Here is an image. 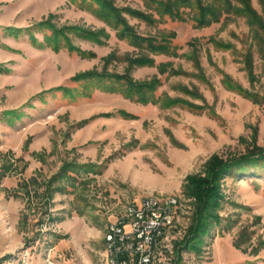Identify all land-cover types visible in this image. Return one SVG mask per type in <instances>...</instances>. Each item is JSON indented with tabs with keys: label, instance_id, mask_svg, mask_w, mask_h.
Wrapping results in <instances>:
<instances>
[{
	"label": "rangeland",
	"instance_id": "1",
	"mask_svg": "<svg viewBox=\"0 0 264 264\" xmlns=\"http://www.w3.org/2000/svg\"><path fill=\"white\" fill-rule=\"evenodd\" d=\"M111 2L151 15L122 11L170 50L121 36L97 4L0 0V264H109L110 224L149 197L177 200L150 264H264V175L224 176L219 218L197 238L188 184L213 157L264 170V0L254 12L233 0L242 12L204 27L189 9ZM54 30L76 49L49 45ZM142 56L153 63L132 64ZM92 71L156 87L127 96L125 80L76 79Z\"/></svg>",
	"mask_w": 264,
	"mask_h": 264
},
{
	"label": "trees",
	"instance_id": "2",
	"mask_svg": "<svg viewBox=\"0 0 264 264\" xmlns=\"http://www.w3.org/2000/svg\"><path fill=\"white\" fill-rule=\"evenodd\" d=\"M237 3L243 5L244 8L249 12L253 11L250 0H234ZM83 4H86L88 8L94 7V5H99L98 9L95 10L102 19L107 21L112 27L118 29V32L123 37L133 38L135 40H147L150 43L151 50L167 52L170 50V45L167 38H163L158 41L156 38L142 37L136 33L134 28L128 23L126 18L122 15V11H129L130 13L138 14L141 18L153 21L151 15L144 14L143 12L132 10V9H122L114 6L111 0H82ZM147 5L156 11L160 18L169 16L173 19H184V14L186 9L192 14V19L197 23L199 27L210 26L212 23L218 22L223 13H231L237 9V11L242 12V7L237 8L233 0H213L211 3L205 2V0H145ZM254 12V11H253ZM256 15V14H253ZM47 24V21L43 22ZM70 29L76 32L85 31L80 30L79 27L72 26ZM87 32V31H85ZM89 34H94L92 32H87ZM54 39H48V44L52 45L55 50L60 48H69L70 50L76 49L74 46L68 44V39L65 35H62L60 30H54ZM86 34V33H85ZM86 36V35H85ZM59 37H61V42H59ZM175 37V34L171 38ZM63 41V42H62ZM153 60L147 57H140L133 60V65L135 64H152ZM104 77L114 78L117 81L125 80L127 88L124 90L127 96L131 94H144L147 90H154L156 87L155 82H139L136 81L129 74L126 75H110L104 74L96 71L84 73L78 76L76 79H89L97 78L99 81L103 80ZM145 101V100H143ZM259 158V157H257ZM264 158V156H260ZM254 159L251 157H241L236 160L224 161L218 157H213L209 162L206 163L204 169L195 176H192L188 180L191 191L190 195L196 199L197 210L195 212V220L193 224L192 234L193 238L198 237V233L201 231H207V227L212 224L210 219H218L219 216L214 211L220 204L223 194L220 189V180L226 175L235 176H260L264 175V170L257 169L253 163ZM251 162V163H250ZM255 167V168H253ZM191 241V240H190ZM189 241V242H190ZM197 249V246L193 247Z\"/></svg>",
	"mask_w": 264,
	"mask_h": 264
},
{
	"label": "built area",
	"instance_id": "3",
	"mask_svg": "<svg viewBox=\"0 0 264 264\" xmlns=\"http://www.w3.org/2000/svg\"><path fill=\"white\" fill-rule=\"evenodd\" d=\"M174 200H144L140 205H133L126 216L113 222L109 244L114 245L116 264H148L149 255L155 254L152 244H158L161 229L172 220Z\"/></svg>",
	"mask_w": 264,
	"mask_h": 264
},
{
	"label": "bare ground",
	"instance_id": "4",
	"mask_svg": "<svg viewBox=\"0 0 264 264\" xmlns=\"http://www.w3.org/2000/svg\"><path fill=\"white\" fill-rule=\"evenodd\" d=\"M149 199H158L156 197H152ZM149 199H146V200H149ZM170 199H175V198H170ZM176 205H177V200H174V213H173V216H172V220H168L167 221V224H164L163 228L161 229L160 231V238H158V244L159 242H161L162 238L164 237L165 235V232H166V229L170 226L173 225L174 223V220H175V213H176ZM111 236H113V222L110 224L109 226V230L105 236V239H106V244H107V257H108V262L109 264H116V259L114 257V245L112 244H109V242H111ZM158 244H152V251L154 250V248L158 245ZM153 259V255H149V258H148V264L151 263ZM28 260H29V253H26V254H22L18 260V264H30L28 263Z\"/></svg>",
	"mask_w": 264,
	"mask_h": 264
}]
</instances>
